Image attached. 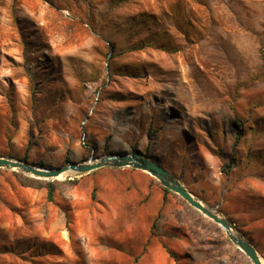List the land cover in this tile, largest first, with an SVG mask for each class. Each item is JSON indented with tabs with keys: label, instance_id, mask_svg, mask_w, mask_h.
I'll use <instances>...</instances> for the list:
<instances>
[{
	"label": "rangeland",
	"instance_id": "1",
	"mask_svg": "<svg viewBox=\"0 0 264 264\" xmlns=\"http://www.w3.org/2000/svg\"><path fill=\"white\" fill-rule=\"evenodd\" d=\"M148 145L264 263V0H0V158L54 169ZM14 173L0 169V264H143L149 241L70 232L76 178L45 181L49 202ZM167 195L157 264H251Z\"/></svg>",
	"mask_w": 264,
	"mask_h": 264
},
{
	"label": "crops",
	"instance_id": "2",
	"mask_svg": "<svg viewBox=\"0 0 264 264\" xmlns=\"http://www.w3.org/2000/svg\"><path fill=\"white\" fill-rule=\"evenodd\" d=\"M75 181L68 193V215L73 228L70 232L111 233L116 235L114 242L133 244L137 250L144 249L149 241L143 264H157L166 258L160 237L154 233L156 230L159 235L165 219L171 215V207L167 204L168 195L156 179L135 169L102 168ZM127 255L128 258L136 256Z\"/></svg>",
	"mask_w": 264,
	"mask_h": 264
},
{
	"label": "water",
	"instance_id": "3",
	"mask_svg": "<svg viewBox=\"0 0 264 264\" xmlns=\"http://www.w3.org/2000/svg\"><path fill=\"white\" fill-rule=\"evenodd\" d=\"M102 168H130L148 173L156 179L164 189L177 195L189 207L218 225L225 233L228 240L243 253L251 264H262V258L258 255L254 247L240 234L234 232L232 225L226 220L221 219L218 215L212 213L210 209L205 208L204 204L195 198L178 179L173 177L151 157H146L139 151L129 154L116 153L102 158L90 159L81 163L71 162L54 169L38 168L22 161L0 158V169L12 170L27 177L44 181L57 180L61 175L77 178Z\"/></svg>",
	"mask_w": 264,
	"mask_h": 264
},
{
	"label": "trees",
	"instance_id": "4",
	"mask_svg": "<svg viewBox=\"0 0 264 264\" xmlns=\"http://www.w3.org/2000/svg\"><path fill=\"white\" fill-rule=\"evenodd\" d=\"M149 148L150 147L148 145L147 148H146V154H145L146 157H150L149 156ZM91 152H93L95 154L96 153V148H92ZM22 162L27 163L26 157H24L22 159ZM65 162L66 163H70L68 157H66ZM30 165L51 169L50 166L44 165V164H30ZM14 175L18 179V183H19V185L21 187L31 188V189H42V188H44V189H46V192H47V200L49 202L53 201L54 187H53V184L51 182H45V181H41V180H36V179H33V178L26 177V176H24L22 174H19V173H14ZM75 183H76L75 180L72 181L70 183V187H72ZM162 189H163L164 194L171 193L170 191H168V190H166L164 188H162ZM92 198L95 199V196L92 195Z\"/></svg>",
	"mask_w": 264,
	"mask_h": 264
},
{
	"label": "bare ground",
	"instance_id": "5",
	"mask_svg": "<svg viewBox=\"0 0 264 264\" xmlns=\"http://www.w3.org/2000/svg\"><path fill=\"white\" fill-rule=\"evenodd\" d=\"M61 176H62V175H61ZM61 176H59V177H61ZM59 177H58V178H59ZM204 207H205V206H204ZM205 208H207V207H205ZM211 212L214 213L212 210H211ZM214 214H215V213H214ZM262 264H264V263H262Z\"/></svg>",
	"mask_w": 264,
	"mask_h": 264
}]
</instances>
